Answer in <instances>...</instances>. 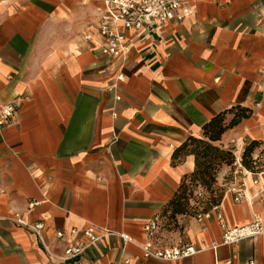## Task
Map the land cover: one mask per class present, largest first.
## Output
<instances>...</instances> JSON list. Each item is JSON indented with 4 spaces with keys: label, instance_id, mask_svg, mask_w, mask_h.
<instances>
[{
    "label": "crops",
    "instance_id": "obj_1",
    "mask_svg": "<svg viewBox=\"0 0 264 264\" xmlns=\"http://www.w3.org/2000/svg\"><path fill=\"white\" fill-rule=\"evenodd\" d=\"M102 3L0 0V108L18 105L0 128V264H59L19 221L43 222L56 254L66 240L54 230L95 226L133 239H105L69 264H264V236L219 246L215 217L199 224L181 216L179 230L160 227L159 246L191 244V258L162 262L140 251L144 226L194 171L191 155L172 165L189 137L203 138L205 124L240 106L251 117L216 145L240 156L246 141L264 144V0H195L188 22L131 51L119 102L106 90L117 62L82 38ZM229 173L223 168L217 182ZM251 179L245 201L227 195L219 205L229 228L262 210Z\"/></svg>",
    "mask_w": 264,
    "mask_h": 264
},
{
    "label": "built area",
    "instance_id": "obj_2",
    "mask_svg": "<svg viewBox=\"0 0 264 264\" xmlns=\"http://www.w3.org/2000/svg\"><path fill=\"white\" fill-rule=\"evenodd\" d=\"M194 1L103 0L96 25L84 32L82 38L102 56L117 62L118 69L113 78V84L106 87L108 92L114 94L116 102L121 100V97L116 94L119 90L117 84L124 80L123 70L131 51L138 44L151 39L154 35L160 36L161 31L188 22L195 14ZM262 81L264 84V73ZM17 108L16 102L0 108V128H3L14 118ZM246 176H251V185L257 188V199L262 206L261 212L255 216L252 222L244 226L229 228L223 223L222 217L218 213L219 205L206 212L201 210L194 216V220L199 224L209 221L213 217L219 221L222 230L219 246H232L264 236V155L257 154L252 157L251 169L242 167L240 156H236L230 173L220 183L218 182V186L223 191V198L229 195L234 203H242L245 201L247 189ZM35 205L30 204L29 207L32 208ZM18 224L29 230L38 239L49 258L59 264L77 262L88 251L108 238H118L123 245L133 241L126 234L104 231L95 226H89L84 230L76 228L65 231L54 230L53 234L57 241L66 240L62 251L56 254L45 242V234L48 229L43 222L26 224L19 221ZM159 229L160 217L158 215L144 226L146 243L140 245V251L145 259L177 262L191 258L198 253V249L191 244L159 246L156 239ZM122 261L124 264L130 263L129 259Z\"/></svg>",
    "mask_w": 264,
    "mask_h": 264
},
{
    "label": "trees",
    "instance_id": "obj_3",
    "mask_svg": "<svg viewBox=\"0 0 264 264\" xmlns=\"http://www.w3.org/2000/svg\"><path fill=\"white\" fill-rule=\"evenodd\" d=\"M252 113L251 109L240 106L220 113L203 126V138L189 137L175 150L172 155L173 166L179 164L186 156L191 155L194 157L195 168L190 176L184 177L173 199L159 215L160 227L166 214H169L170 220H176L181 216H190L191 214L195 216L201 210L206 212L212 207L220 205L223 191L218 186L217 177L223 166L230 169L233 167L236 155L234 149L223 148L216 144L226 131L238 126L243 120L249 119ZM229 115L232 117L228 121L227 116ZM258 146H262V148L259 150ZM257 154L264 155V144L247 141L240 155L242 167L251 169L252 157ZM196 189L205 191L210 198L205 206L192 210L189 209V200Z\"/></svg>",
    "mask_w": 264,
    "mask_h": 264
},
{
    "label": "rangeland",
    "instance_id": "obj_4",
    "mask_svg": "<svg viewBox=\"0 0 264 264\" xmlns=\"http://www.w3.org/2000/svg\"><path fill=\"white\" fill-rule=\"evenodd\" d=\"M246 143H247V141L245 142V145H246ZM260 148H262V146H258L259 150H260ZM227 149H231V148L228 147ZM234 153H236V149H234ZM223 168H228V167L227 166H223ZM209 198H210V196L205 191H203L201 189H196L194 191V194H193L192 198L189 200V209L193 210V209L201 208V207L205 206ZM190 216H184V217L188 218ZM178 218L176 220H170L169 219V214H166V216L163 217L161 228L162 229H169L170 228V229L179 230L180 224L178 222ZM190 218H194V215H192Z\"/></svg>",
    "mask_w": 264,
    "mask_h": 264
}]
</instances>
